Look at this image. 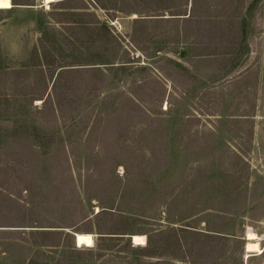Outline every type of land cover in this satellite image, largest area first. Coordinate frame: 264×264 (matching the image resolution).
Listing matches in <instances>:
<instances>
[{
  "label": "rangeland",
  "instance_id": "1",
  "mask_svg": "<svg viewBox=\"0 0 264 264\" xmlns=\"http://www.w3.org/2000/svg\"><path fill=\"white\" fill-rule=\"evenodd\" d=\"M12 1L0 264H264V0Z\"/></svg>",
  "mask_w": 264,
  "mask_h": 264
},
{
  "label": "clouds",
  "instance_id": "2",
  "mask_svg": "<svg viewBox=\"0 0 264 264\" xmlns=\"http://www.w3.org/2000/svg\"><path fill=\"white\" fill-rule=\"evenodd\" d=\"M10 0H7L5 7L0 10H9ZM34 28V25L32 26ZM34 33L30 32L29 26L4 27L0 25V49H3L10 59H21L26 55V44L34 42Z\"/></svg>",
  "mask_w": 264,
  "mask_h": 264
},
{
  "label": "bare ground",
  "instance_id": "3",
  "mask_svg": "<svg viewBox=\"0 0 264 264\" xmlns=\"http://www.w3.org/2000/svg\"><path fill=\"white\" fill-rule=\"evenodd\" d=\"M56 0H43L44 4H50ZM12 7V1L10 0V8ZM262 237V236H261ZM257 234L252 231H247L245 235V253L246 257L252 255H258L262 253V248L260 246V241L262 240ZM75 244L78 248L86 247L90 248L94 245V236L89 233H75ZM264 238V237H263ZM132 243L135 246H144L146 244L145 237L141 235L132 236Z\"/></svg>",
  "mask_w": 264,
  "mask_h": 264
},
{
  "label": "snow or ice",
  "instance_id": "4",
  "mask_svg": "<svg viewBox=\"0 0 264 264\" xmlns=\"http://www.w3.org/2000/svg\"><path fill=\"white\" fill-rule=\"evenodd\" d=\"M7 0H0V7H5Z\"/></svg>",
  "mask_w": 264,
  "mask_h": 264
},
{
  "label": "crops",
  "instance_id": "5",
  "mask_svg": "<svg viewBox=\"0 0 264 264\" xmlns=\"http://www.w3.org/2000/svg\"><path fill=\"white\" fill-rule=\"evenodd\" d=\"M11 1H12V0H11ZM42 1H43V0H42ZM55 2H56V1H55ZM53 3H54V2H53ZM13 5H14V3H13V1H12V7H13ZM12 7H11V8H12ZM11 8H10V9H11ZM10 9H9V10H10ZM246 233H247V232H246ZM245 235H246V234H245ZM245 240H246V239H245Z\"/></svg>",
  "mask_w": 264,
  "mask_h": 264
}]
</instances>
